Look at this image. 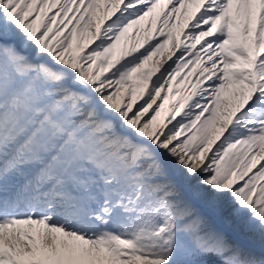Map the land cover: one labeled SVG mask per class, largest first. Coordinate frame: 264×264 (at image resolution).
I'll list each match as a JSON object with an SVG mask.
<instances>
[{
    "label": "snow or ice",
    "instance_id": "obj_1",
    "mask_svg": "<svg viewBox=\"0 0 264 264\" xmlns=\"http://www.w3.org/2000/svg\"><path fill=\"white\" fill-rule=\"evenodd\" d=\"M0 264H264V0H0Z\"/></svg>",
    "mask_w": 264,
    "mask_h": 264
}]
</instances>
